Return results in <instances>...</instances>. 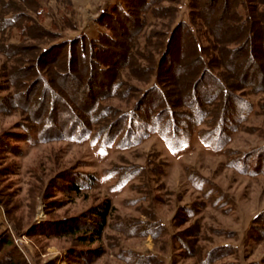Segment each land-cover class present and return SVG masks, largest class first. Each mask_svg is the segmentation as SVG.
<instances>
[{
  "label": "rangeland",
  "instance_id": "1",
  "mask_svg": "<svg viewBox=\"0 0 264 264\" xmlns=\"http://www.w3.org/2000/svg\"><path fill=\"white\" fill-rule=\"evenodd\" d=\"M31 1L0 0V18L33 8ZM38 1L45 26L50 29L56 22L64 39L111 34L97 21L118 0ZM181 1L177 21H189V0ZM143 18L146 25L137 45L142 51L151 30L167 23L151 14ZM4 31L0 50L19 42L17 31ZM5 63L0 51V88ZM130 80L138 89L149 87ZM9 92L0 90V96ZM128 99L106 104L127 111L135 104ZM245 99L250 113L241 111L230 142L217 150L202 141L205 126L177 149V142L168 143L159 134L136 144L128 139V145L125 133L107 146L93 137L43 143L22 126L27 124L24 111L0 114V239L10 240L4 246L0 241V259L12 251V264H208L210 251L217 250L220 259L211 264H264V175L243 174L242 165L234 167L235 160L264 147V93ZM73 179L79 192H70ZM107 200L112 212L99 241L85 233L81 243L84 232L65 238L35 233L45 222L88 218ZM71 249L93 253L87 259L71 258Z\"/></svg>",
  "mask_w": 264,
  "mask_h": 264
},
{
  "label": "trees",
  "instance_id": "2",
  "mask_svg": "<svg viewBox=\"0 0 264 264\" xmlns=\"http://www.w3.org/2000/svg\"><path fill=\"white\" fill-rule=\"evenodd\" d=\"M181 4L118 0L97 21L111 34L98 39L85 33L64 39L56 22L50 29L45 26L46 14L38 0L13 18H0L1 32L8 28L19 36L18 43L0 50L7 59L0 90L10 91L0 96V114L24 111L27 124L22 126L35 131L43 143L93 137L107 146L125 133L128 145V139L136 144L159 134L168 143L177 142V149L193 138L197 127L205 126L202 141L224 149L241 111L250 113L245 96L264 93V0H189V21H177ZM147 14L167 23L151 30L142 51L137 45ZM131 78L149 87L138 89ZM124 96L135 101L130 110L106 104ZM234 162L236 169L242 165L243 174L264 175V147ZM79 191L73 179L70 192ZM111 212L107 200L88 218L45 222L34 229L37 235L58 238L84 232L81 243L90 233L99 241ZM0 241L3 246L10 243ZM216 252L209 253L212 261L220 259ZM91 253L70 250L71 258L87 259ZM3 256L0 264L14 262V252Z\"/></svg>",
  "mask_w": 264,
  "mask_h": 264
}]
</instances>
